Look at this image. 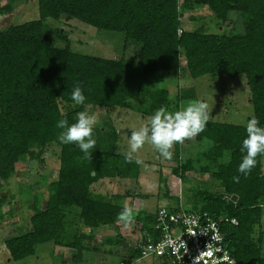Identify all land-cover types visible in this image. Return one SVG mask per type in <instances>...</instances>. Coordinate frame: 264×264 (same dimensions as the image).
I'll list each match as a JSON object with an SVG mask.
<instances>
[{
  "label": "trees",
  "instance_id": "1",
  "mask_svg": "<svg viewBox=\"0 0 264 264\" xmlns=\"http://www.w3.org/2000/svg\"><path fill=\"white\" fill-rule=\"evenodd\" d=\"M36 7V20L0 28V189L14 174L15 164L26 167L35 161L41 166V155L51 145L58 147L56 175L45 185L44 205L40 207V195L34 199L27 231L2 240L9 260L33 256L44 243L73 249L79 258L88 234L116 223L124 207L116 203L122 195H104L98 187L116 179L135 182L140 174V164L126 163L115 153L118 136L110 123L94 127L96 147L88 159L77 145L59 142L60 119L71 124L79 111L92 114L97 109L129 110L147 118L161 106L178 110L183 93L173 103L166 90L150 86L154 80L149 77L177 76L182 63L190 79L243 75L252 115L264 127V0H37ZM199 8L207 9L215 28L225 23L229 13L237 14L241 33L182 29L183 14ZM9 10V5L1 6L0 16ZM60 18L120 33L122 49L130 47L131 56L103 59L72 52L59 28L53 35L43 31L44 21ZM59 40L65 42L62 48L54 46ZM77 84L86 96L83 105L70 98ZM134 98L138 101L132 102ZM244 138L245 126L208 121L194 138L208 143V149L195 159L180 161L176 144L170 173L184 185L185 174L196 173L193 163L202 158L205 164L198 171L208 174L217 190H189L192 211L226 219L219 226L233 264H264V234L252 237L264 209V157L257 158L246 178L241 175ZM236 175L239 183L233 182ZM157 176L160 180L158 170ZM231 195L236 196L234 203L229 201ZM5 202L0 198V207ZM70 209L77 215L68 223ZM157 211L136 214L138 245L157 237L152 231ZM139 251L129 249L127 260L134 262Z\"/></svg>",
  "mask_w": 264,
  "mask_h": 264
},
{
  "label": "rangeland",
  "instance_id": "2",
  "mask_svg": "<svg viewBox=\"0 0 264 264\" xmlns=\"http://www.w3.org/2000/svg\"><path fill=\"white\" fill-rule=\"evenodd\" d=\"M37 0H0V7L7 4L10 10L0 16V28L9 25H19L24 22L36 20ZM190 18H192L190 20ZM182 29L192 30L201 27L215 33H224L234 30L241 33L240 20L237 14L229 13L225 23L220 27L212 25V16L206 8L194 9L183 14L180 19ZM59 28V34L66 40L72 52L98 57L103 59H118L131 56L130 47L122 49V36L120 33L98 31L76 20L60 18L58 21L46 20L43 22V31L53 35ZM213 28V29H212ZM64 40L54 41V46L62 48ZM150 86L167 91L170 101L175 103L177 96L182 94L178 105L187 101L199 99L209 106V121L225 123L235 126H245L248 119L252 118V108L248 103V89L243 75L228 78L223 75L211 78L202 76L190 79L180 63V71L177 76L173 74L152 75ZM137 97V96H135ZM132 102L138 101L132 99ZM170 111H174L173 107ZM98 117L97 124L110 123L118 136V149L116 154L124 156L128 150V139L131 131L147 122L148 118L129 110H104L97 109L93 112ZM208 143L197 142L193 139L186 140L182 145L178 144L179 160L195 159L208 149ZM58 147L51 145L46 147L41 155L44 161L40 166L35 161L15 164L14 174L0 189V198H6L7 202L0 207V264H129L127 251L140 240L138 223L133 222L131 227L124 228L118 222L111 226H103L89 233L85 241L86 250L77 258L73 249L55 247L51 243L39 245L33 256L19 261L8 259L3 248L2 240L16 237L27 231V219L32 214L33 201L37 195L43 200L44 205L47 196L45 185L53 181L56 175V160ZM137 157L142 161L140 174L136 181L113 180L110 183L103 181V187H98V192L104 195L119 194L116 200L120 206H133L138 215L152 213L156 209L179 201L185 210L191 209L192 199L189 190L216 191L217 187L208 174H201L197 167L203 166L205 161L200 158L193 163L196 173H186V184H178V180L170 173L173 165L172 159H164L153 150L150 145H145ZM157 170L160 174L158 180ZM264 172V166H263ZM162 181L163 184L160 182ZM166 188V191H165ZM186 188V192H183ZM181 192L180 198L176 193ZM170 194L169 198L164 193ZM129 194V196H127ZM77 211L68 210L65 221L71 223ZM79 225V223L77 224ZM78 227H81L80 225ZM82 230V228H80ZM84 232V231H83ZM258 234H264V209L258 229L252 234L256 238ZM264 242V237H263ZM264 246V245H263ZM264 256V252L262 254ZM151 259L143 260L135 264H153Z\"/></svg>",
  "mask_w": 264,
  "mask_h": 264
},
{
  "label": "clouds",
  "instance_id": "3",
  "mask_svg": "<svg viewBox=\"0 0 264 264\" xmlns=\"http://www.w3.org/2000/svg\"><path fill=\"white\" fill-rule=\"evenodd\" d=\"M71 100L76 105H83L86 100L83 89L79 84L71 92ZM209 121V106L206 102L193 99L181 104L178 110L170 111L161 106L148 118L147 122L134 128L128 139V150L124 154L126 163L141 164L137 153L147 144L155 150L160 157L172 159L173 148L176 144H183L202 133ZM98 117L89 111H79L74 123L69 124L67 119H60L56 127L61 129L58 140L62 144H75L85 154V158L96 147L93 138L94 127ZM246 138L242 141L240 151L245 153L238 166V172L245 178L258 163V157H264V127L253 116L245 125ZM233 182H240V175L233 176ZM137 209L125 205L117 215V222L124 228H129L134 222Z\"/></svg>",
  "mask_w": 264,
  "mask_h": 264
},
{
  "label": "built area",
  "instance_id": "4",
  "mask_svg": "<svg viewBox=\"0 0 264 264\" xmlns=\"http://www.w3.org/2000/svg\"><path fill=\"white\" fill-rule=\"evenodd\" d=\"M178 184L179 181H178ZM180 198L181 192L176 193ZM170 194H167V198ZM226 219H213L204 212L185 210L177 201L158 209L153 232L154 241L135 244L139 258L129 264L151 259L153 264H233L220 224ZM234 225L233 220L229 221Z\"/></svg>",
  "mask_w": 264,
  "mask_h": 264
},
{
  "label": "water",
  "instance_id": "5",
  "mask_svg": "<svg viewBox=\"0 0 264 264\" xmlns=\"http://www.w3.org/2000/svg\"><path fill=\"white\" fill-rule=\"evenodd\" d=\"M91 175H92V173H91ZM229 201L231 203H234L236 201V196L235 195H231L230 198H229Z\"/></svg>",
  "mask_w": 264,
  "mask_h": 264
}]
</instances>
